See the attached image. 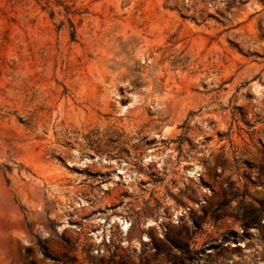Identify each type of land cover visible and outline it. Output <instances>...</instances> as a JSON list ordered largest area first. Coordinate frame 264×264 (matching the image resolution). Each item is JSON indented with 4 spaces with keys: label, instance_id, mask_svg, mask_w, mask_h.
Returning <instances> with one entry per match:
<instances>
[{
    "label": "rangeland",
    "instance_id": "1",
    "mask_svg": "<svg viewBox=\"0 0 264 264\" xmlns=\"http://www.w3.org/2000/svg\"><path fill=\"white\" fill-rule=\"evenodd\" d=\"M0 264H264V0H0Z\"/></svg>",
    "mask_w": 264,
    "mask_h": 264
},
{
    "label": "trees",
    "instance_id": "2",
    "mask_svg": "<svg viewBox=\"0 0 264 264\" xmlns=\"http://www.w3.org/2000/svg\"><path fill=\"white\" fill-rule=\"evenodd\" d=\"M245 226H247V223L246 224H244ZM174 244L173 245H175V246H177V247H180V245H182L180 242H173Z\"/></svg>",
    "mask_w": 264,
    "mask_h": 264
}]
</instances>
